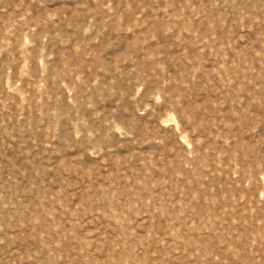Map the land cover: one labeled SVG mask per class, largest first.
Instances as JSON below:
<instances>
[{
    "label": "rangeland",
    "instance_id": "rangeland-1",
    "mask_svg": "<svg viewBox=\"0 0 264 264\" xmlns=\"http://www.w3.org/2000/svg\"><path fill=\"white\" fill-rule=\"evenodd\" d=\"M0 264H264V0H0Z\"/></svg>",
    "mask_w": 264,
    "mask_h": 264
}]
</instances>
